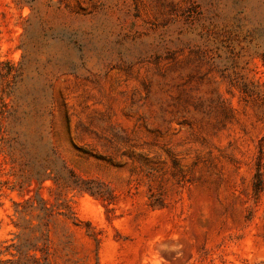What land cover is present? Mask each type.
Returning <instances> with one entry per match:
<instances>
[{
	"label": "rangeland",
	"instance_id": "374dc122",
	"mask_svg": "<svg viewBox=\"0 0 264 264\" xmlns=\"http://www.w3.org/2000/svg\"><path fill=\"white\" fill-rule=\"evenodd\" d=\"M263 28L264 0H0V56L25 71L15 145L104 196L62 195L50 264L264 263V111L229 84L264 81ZM4 157L15 252L14 202L37 188L12 191Z\"/></svg>",
	"mask_w": 264,
	"mask_h": 264
},
{
	"label": "trees",
	"instance_id": "16d2710c",
	"mask_svg": "<svg viewBox=\"0 0 264 264\" xmlns=\"http://www.w3.org/2000/svg\"><path fill=\"white\" fill-rule=\"evenodd\" d=\"M257 58L264 66V50ZM24 77L25 71L22 66L3 60L0 56V155L5 156L4 163L11 167L10 175L15 179V184L10 188L12 191L30 194L34 190V185L37 188L33 196L14 202V216L17 219L14 225L19 230L17 235L19 243L14 245L15 252L9 248L4 250L0 244V264L12 261L4 260L3 257L6 255H11L15 259L12 264H50V224L57 216L70 218L74 214L69 201L62 195L70 190L78 194L88 193L96 198L104 196H100L101 194L93 189V181L83 180L73 172L71 178L74 185L59 183L44 158L31 154L26 156L17 148L11 127V116L16 108L18 92ZM229 84L240 92L245 103L253 104L264 111V81L235 74L229 76ZM256 179L259 182H256L254 190L258 195L263 187L259 174L256 175ZM47 182L53 185L46 186ZM43 189L50 193L56 192L54 203L42 196ZM160 205L152 203L151 207L156 208Z\"/></svg>",
	"mask_w": 264,
	"mask_h": 264
}]
</instances>
